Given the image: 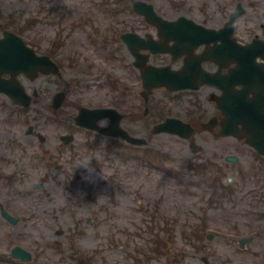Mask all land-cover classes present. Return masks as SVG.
<instances>
[{"label": "rangeland", "instance_id": "374dc122", "mask_svg": "<svg viewBox=\"0 0 264 264\" xmlns=\"http://www.w3.org/2000/svg\"><path fill=\"white\" fill-rule=\"evenodd\" d=\"M134 1L136 0L120 2V33L133 30L136 16L129 10V4ZM145 1L152 2L158 11L168 17L185 14L200 22L207 21L211 27L217 26L218 22L226 19V13L235 7V2L240 3L245 8L244 15L237 22V35L242 40L249 37L243 32L248 28L249 16L264 14V0ZM256 2L258 4L254 6ZM0 8L5 18L9 15L13 16V29H22L26 24L28 25V20L32 19L31 14L37 8V0H0ZM215 13L219 16L218 19L214 18ZM7 25L11 23L7 22ZM37 36L36 29L24 34L25 40L30 44L38 42ZM77 43H82L81 49L86 56L91 59L94 57L96 46L86 44L84 35L80 37L76 31L70 39V44ZM74 48L76 47L71 46L70 50ZM120 56H122L120 66L112 67L107 64L104 68L120 77V83L124 82L125 85L131 86L132 79L129 74L136 71L131 67V59L121 41ZM99 60L102 62L100 57ZM81 69V76L90 77L88 72L83 73V67ZM88 84L90 89L91 85L96 83ZM92 90L97 104L111 103L112 96L106 95L104 85L100 88L94 86ZM126 102L132 103V99L126 98ZM199 141L204 146L201 156L198 155L199 153L193 154L185 142L175 138L158 135L153 140L154 149L160 148L170 155L169 162L165 166L169 165L172 169L184 173L183 176L190 181L188 185L180 179L175 180L167 174H160L145 167L134 157L136 153L134 148L126 145L123 147L122 143L119 154L109 151L104 154L99 164L91 165L90 160L77 163L81 171H90L91 175L102 172L105 175L96 179L100 186L94 192L100 203L113 198L111 204L113 207L99 214L98 224L95 226L90 225L89 222H82L83 216L79 215L76 219L79 226L76 223L71 224L74 228V232L71 233L72 241H68L67 235L61 238L56 236V225L28 227L19 224L12 227L0 219V254H9L14 246L21 245L34 253L36 256L34 264H72L71 256L78 257V254L81 257L93 258L92 264H139L134 257L141 260L140 264H207L208 262L264 264V191L253 195L258 189V184L251 176L247 177L251 172L264 170V164L257 160L248 148L236 144V152L233 151L232 148H235L226 138L216 140L207 134L200 136ZM229 154L238 156L239 160L236 164L228 162L226 156ZM209 159L217 161L215 166L213 162L206 161ZM191 164L199 167H191ZM218 171L223 172L224 178H234L240 182L232 186V193L219 199L218 192L224 193V191L215 190L209 185ZM137 187L140 188L135 192ZM140 192L144 196L142 197L144 207L157 204L159 201L152 197L157 198L160 195L159 200L164 203L163 214L166 215L163 219L168 217V222L172 223L170 228L162 224L165 232L161 237L171 235V239L167 240L169 246H172L174 252L177 250L182 252V254L179 252L181 260L176 263L174 261L168 263L169 255L155 254L150 243H147L146 238L149 239L150 233L143 228V225H149L151 218L149 214H140L135 209V206L139 205L137 201ZM121 193L128 196L124 198ZM78 194L83 198V192H77L76 195ZM133 196L136 198L133 199ZM77 199L78 204L84 202ZM85 203L82 213L88 212L85 210ZM12 206L15 211L21 210L15 205ZM93 208L95 209L96 206L93 205ZM198 216L203 217L205 223L201 227H194L201 224ZM202 227L204 231L201 236L192 238L194 232ZM158 229L160 230V227ZM208 233L214 235L210 241L207 240ZM250 235L254 236V240L242 251L238 239ZM61 241L64 250L58 253L55 246ZM252 252H257L258 257L253 256ZM0 264L18 263L13 259L8 261L0 259Z\"/></svg>", "mask_w": 264, "mask_h": 264}, {"label": "flooded vegetation", "instance_id": "af4514ba", "mask_svg": "<svg viewBox=\"0 0 264 264\" xmlns=\"http://www.w3.org/2000/svg\"><path fill=\"white\" fill-rule=\"evenodd\" d=\"M105 2L106 0H38V23L42 25V29L46 28L54 35V39L48 42L44 32L39 29L38 54L49 57L57 65L58 70L55 71V75H46L40 72L37 78L33 80L24 75L18 77L27 93L32 91V95L36 98L37 108L34 109L35 111L32 108L13 106L9 100L10 98L4 93H0V97L5 98L7 100L6 104L10 106L3 107L0 104V219L6 222L7 220L2 216L3 209L7 210L13 217L18 218L20 225H27L28 227L48 225L70 227L69 225L72 223L78 225L76 219L79 215L83 216L81 218L82 222L97 225L99 214L110 209L105 204L93 203L91 199L85 197H83L84 202L81 204H78L75 199L77 192H83L86 195L98 188L99 185V181L94 180L90 172L78 171L77 163L87 161L89 158L100 161L104 152L103 146L108 141V137L98 132L79 127L76 124V116L82 106L91 109L109 107L100 106L96 103L92 86L90 89L81 86L80 81L77 80L80 75L77 74L75 65L79 61L78 67L87 68V72H92V75L96 71H99L102 75L98 78H83L82 83L85 81L89 83L106 81L108 80V72L98 67L109 62L120 65V35L119 41L114 42L113 48L109 49V47H105L109 41L105 27L103 32H99L103 23L106 22L105 16H110L108 17V23L113 29H120V11H110L113 6L105 4ZM119 2L120 0H118V8L120 9ZM214 18L218 19L219 16L215 13ZM93 19H95V22L92 21ZM250 19L249 30L254 32L260 28L264 33V14L256 17L252 14ZM221 24V21L218 22V25ZM84 25L91 30V34H88L89 40L85 38L88 40L86 44L92 45L91 43L94 42L108 56L115 52L114 58L105 57L101 50L96 48L94 57L91 59L86 57L82 51V43L70 44V39L76 31L80 37L83 36L80 27ZM10 29L11 27L1 23L0 34L3 35ZM135 33L146 40L153 39L150 35L152 33L158 39L156 41L159 43L164 42V38L159 37L158 28L154 25H148L145 20L136 22ZM97 40L99 41L97 42ZM71 46L76 48L71 51ZM205 49V47H201L196 53L200 54ZM178 56V59H174L173 54L169 52L150 55V59L146 63H142L140 58H133L131 65L139 64L143 65L144 68L181 67L188 57L185 54ZM99 57L102 62H100ZM205 65L216 66L213 62H207ZM142 72L140 70L139 76L136 77L137 82ZM112 77L115 78L116 76ZM3 78L8 79L9 77L4 76ZM115 79L118 83L119 78ZM136 87L138 88V85ZM210 90L208 88L207 92L212 97ZM133 91L135 97L136 89H133ZM142 93L141 96L144 95ZM83 94L86 96V101L78 104L77 97ZM112 94L116 96V108L120 112V87ZM152 95H154L153 92L150 98H147V102L145 100L144 115L140 117V112L133 114V123L136 130H140L139 124L141 122L146 124L144 119L150 118L152 112H162L164 110L180 112L181 115L178 117L183 120L185 118L194 128L197 125L201 127L205 125L204 122H200L198 115H192L193 108L186 99L177 100L166 105L157 99L151 100ZM171 95L175 99H180L174 93ZM56 97H58L57 101ZM150 103H152V107ZM146 108H148L147 112L145 111ZM13 109H15L14 112ZM30 111H34L35 115L31 116L30 122H27V115L30 114ZM130 117V113H126L123 119L127 120ZM217 118L220 121L222 117L217 116ZM165 119L154 121V126ZM99 123L101 126L107 127L109 121L102 120ZM218 130H220L219 122L216 124L214 131L210 130V132L215 135ZM193 142L198 145L196 150H199L201 142H198L196 138L188 142L189 150L192 151ZM230 143L235 148H232V150L236 152L235 140L230 141ZM86 155H88L87 159L84 158ZM250 176L258 184V189L253 192V195L264 191V171L251 172L247 177ZM98 177L103 178L105 176L98 173ZM214 179L212 186H217L220 189L222 183L225 187L240 183L239 180L236 181L234 178H229L227 181L223 180L222 171L216 172ZM77 187H79V190H77ZM139 199H142V197L139 196ZM154 199H156L155 196ZM84 203L85 210L88 212L82 213ZM12 205L21 210L15 211ZM93 205L96 206L95 209ZM135 209L140 214L150 215L149 225L145 226L160 224L172 226V223L167 221L168 217L163 219L166 216L163 214L164 206L157 208L156 204H153L152 207L143 208L139 205ZM185 225H187L186 221ZM68 231L72 232V228H68ZM55 232L56 236L63 235L60 230H55ZM78 261L79 259L73 258L71 262L77 264Z\"/></svg>", "mask_w": 264, "mask_h": 264}, {"label": "water", "instance_id": "95a60500", "mask_svg": "<svg viewBox=\"0 0 264 264\" xmlns=\"http://www.w3.org/2000/svg\"><path fill=\"white\" fill-rule=\"evenodd\" d=\"M148 9H149L151 15L154 16L152 7L148 6ZM203 32H204V36L207 37L208 40L214 39V38L216 39V37L218 35V34L213 33V32H207V31H203ZM4 43L18 44L19 47L18 48H14L12 50H14V51L21 50L22 51V53L20 55L13 54L12 57H11V61L7 60V62H8L7 65L11 68V71L14 74L18 73L16 68H24L25 69L31 64L30 61H25V60H22V59H27V58L33 59V58H35L34 55L32 54V52L28 51V49L23 45L21 39H19L18 37L14 36V35L9 34V35H7L6 39L0 40V50H2L3 47L1 45L4 44ZM242 68L245 70V76L247 77V79H249L250 77L253 76L252 75V70H255L254 66H252V65L251 66H243ZM197 71H198V67L197 66L189 65V66H187L185 68V73L184 74H180V75L179 74H173V75L170 76L171 82L169 81V77H167V78H163L161 80V83H165L171 89H176V90L177 89H181V88L191 87L190 83L192 81H190L188 79H189L190 76H196L197 75ZM145 82L149 83L151 81L146 79ZM238 107H239V104H238ZM245 120L247 122H250V123H248L250 125H253L254 122H256V121L252 120L251 118H248V119H245ZM169 122H171V121H168V123ZM259 122L264 124V112H262V111L260 112V115H259ZM242 123H244V122H242ZM167 129L169 131H171V128H169V125H168ZM248 129H249V131H253V130L257 131L258 127H254V129H253L252 126H250ZM262 130H264V128ZM262 133L264 134V132H262ZM248 139H249L250 144L252 146H254L261 154H264V136L260 137L258 139V141H257L255 138H253L248 133Z\"/></svg>", "mask_w": 264, "mask_h": 264}, {"label": "clouds", "instance_id": "9594fccd", "mask_svg": "<svg viewBox=\"0 0 264 264\" xmlns=\"http://www.w3.org/2000/svg\"><path fill=\"white\" fill-rule=\"evenodd\" d=\"M84 158L87 159L88 158V155L84 156Z\"/></svg>", "mask_w": 264, "mask_h": 264}]
</instances>
